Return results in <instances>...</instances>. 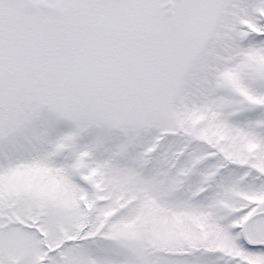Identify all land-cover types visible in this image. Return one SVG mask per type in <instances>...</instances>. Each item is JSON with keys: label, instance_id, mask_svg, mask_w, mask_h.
Masks as SVG:
<instances>
[{"label": "snow or ice", "instance_id": "snow-or-ice-1", "mask_svg": "<svg viewBox=\"0 0 264 264\" xmlns=\"http://www.w3.org/2000/svg\"><path fill=\"white\" fill-rule=\"evenodd\" d=\"M0 264H264V0H0Z\"/></svg>", "mask_w": 264, "mask_h": 264}]
</instances>
